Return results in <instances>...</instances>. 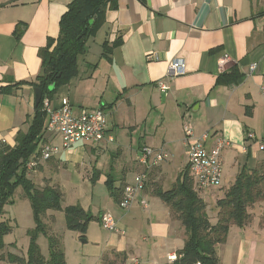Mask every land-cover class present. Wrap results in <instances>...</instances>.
<instances>
[{
	"label": "crops",
	"instance_id": "1",
	"mask_svg": "<svg viewBox=\"0 0 264 264\" xmlns=\"http://www.w3.org/2000/svg\"><path fill=\"white\" fill-rule=\"evenodd\" d=\"M71 1L0 0V86H8L0 92V139L7 144L13 145L16 132L25 131L31 121L33 83L41 71L39 48L57 37L59 18ZM117 38L121 43L109 58L103 57V42ZM173 59L183 60L184 74L168 75ZM252 63L257 67L250 72ZM77 66L76 76L43 99L56 107L67 98L75 115L101 108L106 137L75 143L32 172L41 173L42 182L62 187L66 205L78 204L93 216L82 239L96 245L92 256L102 261L113 251L124 254V264H169L185 235L156 190L170 188L187 168L191 176L183 126L189 125L194 136L207 133V150L223 143L221 181L224 174L234 181L242 169L264 164V150L256 144L264 137V0H118L117 9L106 12L104 24L88 39ZM233 70L239 72L234 81L219 80ZM159 80L166 92L157 87ZM42 141L59 142L46 118ZM144 145L167 156L148 171L145 188L124 210L109 182L121 195L142 169L137 153ZM182 156L186 161L179 167ZM103 212L117 225L108 234L100 230ZM259 215L253 213L243 228L230 227L217 247L221 264H256L264 256Z\"/></svg>",
	"mask_w": 264,
	"mask_h": 264
},
{
	"label": "trees",
	"instance_id": "2",
	"mask_svg": "<svg viewBox=\"0 0 264 264\" xmlns=\"http://www.w3.org/2000/svg\"><path fill=\"white\" fill-rule=\"evenodd\" d=\"M139 1L144 4V0ZM117 7L118 0H72L67 5L59 18L57 37L48 38L45 46L39 48L41 71L33 84L40 88L41 99L34 103L33 117L25 131L19 129L16 132L13 145L0 139V216L4 205L13 202V194L20 187L21 195L30 202L37 230L48 237L49 259L44 260L38 246L31 243L26 264H66L60 239L47 234L42 220L47 212L63 211L67 227L81 232L86 231L88 222L93 219L78 204L62 205L63 193L55 184L45 181L41 187L35 185L28 176L33 170H28L25 165L30 158L37 157L43 143L47 119L43 98L50 97L58 86L77 75V57L86 52L87 41L104 24L106 12ZM120 43V38L112 44L105 40L102 56L109 58L112 49ZM238 75L239 72L233 70L231 74H221L218 78L231 82ZM7 88L0 86V92ZM109 184L112 196L119 201L120 189L115 188L112 182ZM201 191L189 176L188 168L181 172L170 188L156 190L171 216L185 230L184 244L169 264H221L217 247L225 242L230 227L243 228L249 224L252 208L264 202V164L242 169L223 196L216 199V222L207 215V204L200 196ZM10 230L8 222L0 220V264H25L24 257L4 251L3 237ZM124 261V254L119 252H107L102 257L103 264H124Z\"/></svg>",
	"mask_w": 264,
	"mask_h": 264
},
{
	"label": "built area",
	"instance_id": "3",
	"mask_svg": "<svg viewBox=\"0 0 264 264\" xmlns=\"http://www.w3.org/2000/svg\"><path fill=\"white\" fill-rule=\"evenodd\" d=\"M256 63L249 66V71H255ZM185 66L183 60L173 59L168 65V75L177 76L184 74ZM157 87L167 91L166 84L159 80ZM43 109L47 116V129L52 130L59 138V142H44L41 144L37 157H32L26 162L28 170H34L41 161L50 159L61 150H68L78 142L97 143L106 137L107 120L101 108L93 110L82 109L78 115L73 114L71 103L67 98H62L56 107H51L47 99H43ZM184 142L188 146V167L196 186L199 189L217 187L221 183L222 158L221 149L223 143L218 142L212 149L205 148L207 133L194 136L189 125L183 126ZM248 139H254L253 133H247ZM111 141L112 138L109 137ZM260 150H264V137L256 139ZM165 152L155 150L150 146H142L137 153V162L142 167L132 180L123 187L121 197L118 201L120 208L126 210L136 200V196L146 185L148 171L158 166L165 158ZM143 205L146 203L143 201ZM100 224L104 229L115 231L116 222L112 215L103 212L100 215Z\"/></svg>",
	"mask_w": 264,
	"mask_h": 264
},
{
	"label": "rangeland",
	"instance_id": "4",
	"mask_svg": "<svg viewBox=\"0 0 264 264\" xmlns=\"http://www.w3.org/2000/svg\"><path fill=\"white\" fill-rule=\"evenodd\" d=\"M33 114L34 109L31 105L29 109L30 119H32ZM181 161L182 164L179 167H184V163L186 161L185 156H182ZM176 166V164L173 165V170L168 176L170 180L175 177ZM29 174L30 175L28 176L33 179L35 185L39 187L43 185L44 182H42L43 179L41 173L32 172ZM129 182H132V180ZM231 183H233L232 178L224 174V178L222 179L219 186L211 188L209 190H202L200 192L201 198H203L207 204V215L212 222H216L217 219L215 199L216 197H222L225 189L228 188ZM60 189L63 190L62 187ZM62 205H66L64 196ZM262 208H264V202L256 204L252 208V212L254 213V215L260 213L259 217L261 222L262 220L264 221V212ZM3 211L4 212L3 215L0 216V220L7 221L11 227V230L3 237L4 251L24 257V262L26 264L30 245L31 243H35L40 249L44 260H48V237L43 231L37 230L30 202L27 198L21 195L20 187H18L13 194V202L5 204ZM259 217L255 216L254 218L259 219ZM42 220L46 225L47 234L54 235L55 237L60 239L66 264H103L101 260L92 256L94 255L92 250L96 248V245L93 244L91 240H89V242H84V240H82L86 239V231L81 232L79 230L70 229L67 227L63 211L54 210L52 212H47L43 216ZM182 228L183 227H181V229ZM100 230L105 234L111 232L109 230H105L102 227L100 228ZM181 235L184 238V228L181 230ZM259 240L264 243V241H262L264 240V229L259 231ZM218 250L219 249L217 248V251ZM218 254L223 261L222 250L221 253L218 252ZM227 257L230 256L226 254L225 258ZM256 264H264V256H261Z\"/></svg>",
	"mask_w": 264,
	"mask_h": 264
},
{
	"label": "water",
	"instance_id": "5",
	"mask_svg": "<svg viewBox=\"0 0 264 264\" xmlns=\"http://www.w3.org/2000/svg\"><path fill=\"white\" fill-rule=\"evenodd\" d=\"M41 99V90L39 87L34 88V103L37 104Z\"/></svg>",
	"mask_w": 264,
	"mask_h": 264
}]
</instances>
